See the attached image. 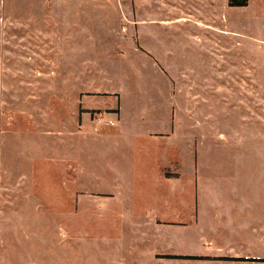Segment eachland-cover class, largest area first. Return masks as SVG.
Here are the masks:
<instances>
[{"label": "rangeland", "instance_id": "rangeland-1", "mask_svg": "<svg viewBox=\"0 0 264 264\" xmlns=\"http://www.w3.org/2000/svg\"><path fill=\"white\" fill-rule=\"evenodd\" d=\"M0 264H264V0H0Z\"/></svg>", "mask_w": 264, "mask_h": 264}, {"label": "trees", "instance_id": "trees-1", "mask_svg": "<svg viewBox=\"0 0 264 264\" xmlns=\"http://www.w3.org/2000/svg\"><path fill=\"white\" fill-rule=\"evenodd\" d=\"M229 1V6L230 7H242L245 6L246 0H228ZM194 258V257H192ZM224 259V258H222ZM225 260H235V259H225Z\"/></svg>", "mask_w": 264, "mask_h": 264}, {"label": "crops", "instance_id": "crops-1", "mask_svg": "<svg viewBox=\"0 0 264 264\" xmlns=\"http://www.w3.org/2000/svg\"><path fill=\"white\" fill-rule=\"evenodd\" d=\"M224 259H232V258H228V257H223Z\"/></svg>", "mask_w": 264, "mask_h": 264}, {"label": "built area", "instance_id": "built-area-1", "mask_svg": "<svg viewBox=\"0 0 264 264\" xmlns=\"http://www.w3.org/2000/svg\"><path fill=\"white\" fill-rule=\"evenodd\" d=\"M104 124H105V125H108V123H107V122H104Z\"/></svg>", "mask_w": 264, "mask_h": 264}]
</instances>
